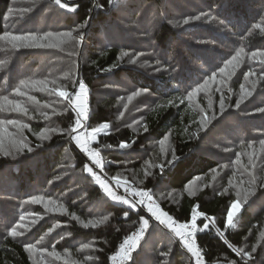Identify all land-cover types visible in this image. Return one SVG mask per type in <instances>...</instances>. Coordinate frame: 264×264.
Returning a JSON list of instances; mask_svg holds the SVG:
<instances>
[{"label": "rangeland", "instance_id": "1", "mask_svg": "<svg viewBox=\"0 0 264 264\" xmlns=\"http://www.w3.org/2000/svg\"><path fill=\"white\" fill-rule=\"evenodd\" d=\"M25 1L34 8L45 2H40L41 0ZM131 3H138L136 9H132ZM111 6L116 8L117 16L109 18L100 26L98 31L94 33V38L100 44L120 45L121 60H128L127 65L136 67L156 78H160L170 70L169 66L164 65L166 60H170V55L159 48L156 39V32L162 22H170L174 28L182 33L190 32L191 29H202L205 23L208 24L209 28L213 22L217 23V19L213 15L214 11H211L212 6H209L207 0H161L160 3L147 0H113ZM55 8H64L67 12L73 13L76 11L77 5H72L65 0L64 2L60 1V5L57 4ZM95 8L96 10L99 9L100 5L97 4ZM52 15L51 9L43 14H31L30 9L21 7L20 12L18 7H15L7 16V23L13 24V28L0 35L2 37L6 32L9 34L7 38L0 39L1 48L23 50L19 61L13 58L0 61V87H2L0 90V166L6 159L21 160L31 157L34 148H45L43 143L46 140H51L52 136L56 134H62L63 139L73 138V141L87 158V164L80 170H84L86 175L101 186L104 196L91 198V193H87L91 187L76 175V173L81 174V171L74 170L73 166L70 165L72 157L68 152L69 148H65L64 152L58 156L54 182L64 178L69 182L70 187H67L63 193H51L53 196L49 195V189L44 191L45 194H40L39 191L33 193L32 196L30 194L19 198L16 201L17 210H15L14 206L8 204L10 198L7 195L8 189L5 185V182L13 179V175H9V171L12 170L10 168L5 170V167H0V169L2 168L0 170V230L2 225L6 223L7 217L12 213L17 215V223L15 226L9 227L6 234L12 233V236L16 238H24L30 235L37 224L48 218L52 227L40 239L26 245L33 264H100L98 262L99 257H101L99 240L76 237L72 233L71 226L77 223L86 229L97 228L109 222L113 213L107 209L106 204L108 202L117 203V200L108 195L104 184L109 189V181L117 183L119 180V186L131 181L138 189L131 183L130 185L135 187L139 193L145 192L142 189H144L146 178L156 176L154 169L158 166L156 164L159 159L157 155L162 157L167 154L169 159L174 156V146L169 137L170 133L161 141L146 138V143L141 146L144 150V157L140 158L134 152L131 160V164L135 163L130 168L133 179H128L126 176L123 178L120 177L119 173L109 172L104 153L95 144L99 142L101 134L112 130L113 124L107 123L109 127L93 138L92 130L100 125L89 127L92 91L82 78L80 83H83L86 88L87 116L86 118L79 117L81 123L79 127L74 126L73 130L79 128L74 133L69 127L64 126L62 116L68 111V107L64 105V101L67 100L60 97L59 92L66 91L69 93L74 88L77 80L79 57L81 56V61L88 58L87 55L82 58L80 47L83 46V43H88L91 32L88 25L84 28L77 25L70 30H65L62 24L52 26L50 23ZM197 17L199 19H196ZM66 32H71L73 37H77V40L63 43L59 47H14L11 41V36L29 34L44 36L46 33ZM80 36L83 37L82 40H79ZM124 37L128 40H122ZM196 38L194 40H197ZM57 42L55 37L39 41V43L47 44ZM241 49L243 51L239 58L232 64H227ZM123 53H127V55H123ZM253 53H257V55L253 56ZM259 53H264V50L249 51L236 44L223 62L204 66L200 70L199 82L187 87L183 96L170 99L172 102L186 100L192 104L199 112V125L197 127L200 128L198 130L203 135V147L209 148L210 151L215 149L228 156L224 163L216 166L215 170L208 174L209 177H205L206 184L204 185L206 188L210 190L211 194L224 193L232 196L234 198L231 203L239 201L241 208L243 205H247L253 212L262 215L264 214V143H262L264 142V111H258V109H264V105H260L264 102V55H259ZM30 55L33 58L38 56V58L25 61ZM36 61H40L39 67L34 65ZM226 64L227 67H225ZM221 68H224V72L220 71ZM103 74L109 76L99 80V86L97 85L95 92L96 104L107 102V100L114 101L115 123L130 126L142 136L149 132L145 122L147 113L154 106L164 102L170 103V101L163 98L161 94L136 85L126 75L115 78L111 77L112 72L106 71ZM79 85L75 93L80 91ZM241 86H243V92ZM109 95H113V97H108ZM242 95L244 99L240 105L248 104L249 106L245 105L242 110L241 119L243 121L241 122L244 124L240 122L239 125L235 117L228 115H231L229 114L231 110H237L233 103L237 105V101L241 99ZM72 98L75 99L74 94ZM221 102H223V110H221ZM17 103L26 111L18 110L15 107ZM1 110H5L7 113L3 116L4 112ZM73 111L77 119L78 110ZM220 117H227L228 119L222 121L224 119L222 118L219 121ZM67 121L70 123L71 119ZM40 125H42V130L38 133L34 127ZM244 125L246 131L241 129ZM74 137H79L85 143L88 151L80 143H77ZM35 141L38 143L35 144ZM130 149L135 150L133 147ZM89 151L98 153V156L103 157L102 166L112 180H106L101 177L100 173L96 172V159L89 154ZM29 161L22 160L21 162ZM162 163H167V159H162ZM17 173L18 169L14 165V175ZM121 173L125 174L126 171ZM97 176L104 184L97 181ZM192 188V193L200 191V187L197 185H193ZM163 189L161 196L163 194L165 196H159L160 201L169 195L171 196L169 199L176 200L175 193L173 189H170V186ZM75 191L79 193L72 203L75 205V210L71 212L67 207V196ZM15 192L16 190L12 188L13 200ZM33 198H39V202H33ZM155 202L158 207L152 208L151 218L156 219V215L161 212V217L165 220V212L161 204L157 200ZM141 207L148 211L149 207L144 204L135 209L130 206L127 208L139 210ZM153 212L156 215H153ZM162 219L160 218V221ZM144 220H147L149 225V220L146 217L142 218V227L138 229L142 232L147 229L143 228ZM262 220L264 221V215ZM163 225L170 230V233L181 239L171 227L164 222ZM185 225L192 227L193 223L190 222ZM262 225L257 235L258 240L250 245L252 250L253 248L256 249L257 243L260 245L264 241V222ZM193 227H197V223ZM13 230L16 234H13ZM250 232L254 236L253 231ZM247 246L249 245L243 246V249L247 250ZM185 247L189 249L188 245ZM120 249L122 248L120 247ZM255 252L252 251L251 253ZM126 253L123 250L122 259L119 261L117 258L118 251L113 258L114 261L116 260V262L113 261V264H122L123 261L130 260V255H125ZM191 253L193 254L192 251Z\"/></svg>", "mask_w": 264, "mask_h": 264}, {"label": "trees", "instance_id": "2", "mask_svg": "<svg viewBox=\"0 0 264 264\" xmlns=\"http://www.w3.org/2000/svg\"><path fill=\"white\" fill-rule=\"evenodd\" d=\"M42 1L45 2L34 8L25 0H0V35L13 28V24L7 23V16L15 7H18L20 12L21 7L30 9L31 14H43L51 9L53 11L51 25L62 24L65 30H70L81 24L88 25L91 32L89 41L83 43L84 47H80L82 58L84 55H87L88 58L81 61V56L79 57L77 71L80 70V78L78 84L82 78L92 91L89 127L103 123L113 124L112 130L101 134L99 142L95 144L104 153L105 160L108 162L107 170L111 173H119L120 177L125 178L126 176L128 179H133L130 168L135 164H131L134 152L138 157H144V150L141 146L146 143V138L161 141L170 133L174 156L168 159L167 154L162 157L157 155L159 158L156 161L158 168L154 169L156 176H148L142 190L145 192L151 190L164 212L173 215L183 223L192 220L194 211L198 213L196 216L197 238L203 248L205 264H264V241L260 245L257 243L255 253H251L253 250L250 248V245L258 240L257 235L263 226L262 217L264 214L253 212L247 205H243L240 212L233 217L232 224H228L227 213L234 203H231L234 197L224 193L211 194L204 185L206 184L205 177H209L208 174L215 170L216 166L224 163L228 156L215 149V151H210L209 148L203 147V135L198 130L200 128L197 127L199 112L192 104L186 100L172 102L170 99L183 96L187 87L199 82L200 70L204 66L223 62L236 44L249 51L264 50V23H262L264 21V0H207L217 19V23L213 22L210 28L205 23L202 29H191L190 32L182 33L170 22H162L156 32V39L159 48L170 55V60H166V62L163 60L164 65L169 66L170 70L160 78L127 65L128 60H121L120 45L100 44L94 38V33L100 26L109 18L117 16V10L111 6L109 0L67 1L72 5H77V9L73 13L67 12L64 8H55L57 6L55 0H41L40 2ZM60 1L64 2L65 0ZM147 1L161 2V0ZM97 4L100 5V8L96 10ZM137 5L138 3L130 4L132 9H136ZM257 24H261V27H255ZM195 38L197 40H194ZM122 40H128V38L124 37ZM22 54L23 50L0 47V61L3 59L7 61L10 58L19 61ZM32 58L33 56L30 55L25 61ZM36 58L38 56L33 60ZM39 63L40 61H36L35 67H39ZM12 69L14 71V68ZM106 71L112 72L111 77L115 78L126 75L136 85L161 94L163 98L170 101V103L164 102L154 106L147 113L145 122L149 132L143 136L130 126L115 123L114 101L107 100V102L96 104V88L97 85L99 86L100 79H106L109 76L103 74ZM108 97H113V95ZM64 105L68 107V111L62 116L64 126L69 127L74 133L75 129L73 130V128L77 120L74 109L68 101H64ZM245 105L249 106L248 104L239 105L237 110L229 111L231 115L228 116L235 117L239 125L243 121L241 112ZM260 105H264V102ZM233 106H236V103H233ZM1 112H4L3 116L7 113L5 110H1ZM222 118L224 117H220L219 121ZM70 119V123H67V120ZM226 119L228 118L225 117L222 121ZM241 123L244 124V122ZM34 128L39 133L42 130V125ZM241 129L246 131L245 125ZM63 137L62 134L52 136L51 140H46L43 143L45 148H34L33 155L29 158L3 160L0 167L12 170L9 171V175H13V179L8 180V184L5 182V185L10 198L8 204L14 206L15 210H17L16 201L19 198L30 194L32 196L33 193L39 191L40 194H45L44 191L49 189V195L53 196L51 193H63L67 187H70L69 182L64 178L54 182L58 156L64 152L65 148H69L68 152L72 157L70 165L74 170H80L87 164V158L73 144L71 137L70 139L68 137L63 139ZM37 143L38 141H35V144ZM122 143H127L128 147L121 148ZM130 147L135 150L132 151ZM162 159H167V163H162ZM22 160L30 161L24 163L21 162ZM14 165L18 169L16 175H14ZM80 171L81 174L76 173V175L91 187L87 191L88 194L91 193V198L104 196L101 186L86 175L84 170ZM122 171H126V173H121ZM128 179L127 181H129ZM129 183L135 186L131 181ZM193 185L199 186L200 191L192 193ZM168 186L173 189L176 200L169 199L171 197L169 195L160 201L159 196H165V194L161 196L163 188ZM12 188L16 190L14 200L12 199ZM78 193L71 192L67 196V207L71 212L75 210V205L72 203L78 197ZM106 207L113 213L109 222L97 228L86 229L77 223L71 226L74 236L99 240L101 257L98 262L100 264H113V258L117 255L121 245H124L133 233L142 227L141 219L144 217L149 220V227L140 239L137 249L129 254L130 260L123 261L122 264H196L195 257L185 247V243L170 233V230L161 222L162 220L149 217L142 209L132 210L115 202H108ZM7 213L9 212L7 211ZM207 216L213 218L215 226L207 219ZM5 222L0 230V264H33L26 245L40 239L52 227L51 222L48 221V218L45 219L42 223L37 224V228L35 227L30 235L24 238H16L12 236V233L6 234L9 227L16 225V214L9 215ZM205 223L208 224L207 229L203 227ZM251 230L254 236L251 235ZM245 245H249L247 250L243 249ZM233 248L243 249L244 252L251 253L252 257L250 259L242 258V254H237L232 250Z\"/></svg>", "mask_w": 264, "mask_h": 264}, {"label": "snow or ice", "instance_id": "3", "mask_svg": "<svg viewBox=\"0 0 264 264\" xmlns=\"http://www.w3.org/2000/svg\"><path fill=\"white\" fill-rule=\"evenodd\" d=\"M55 2H56V4L60 5V0H55ZM109 2L111 3V2H113V0H109ZM64 6H67V5H64ZM196 19H199V17H197ZM185 23H187V21H185ZM262 23H264V21H262ZM84 27H85L84 24H81V25H80V28H84ZM255 27L260 28V27H261V24H257V25H255ZM8 35H9V34L6 32V33L4 34V36L0 37V39H5V38L8 37ZM54 37H55V38L57 39V41H58V42L55 43V44L39 43V41H41V40L51 39V38H54ZM82 39H83V37L80 36V37H79V40H82ZM76 40H77V37H73V35H72L71 32L57 33V34L46 33L44 36H37V35H33V34H29V35H25V36H11V41L13 42V46H14V47H36V48L59 47V46H60L61 44H63V43H67V42H69V41H76ZM242 51H243V49H241V51L238 52V53L236 54V56H233L232 59L229 60V61L227 62V64H232L233 61H236V60L239 58V56H240V54H241ZM123 55H127V53H123ZM255 55H257V53H253V56H255ZM259 55H264V53H259ZM227 64L225 65V67H227ZM220 71H221V72H224V68H221ZM201 87H203V86H201ZM79 89L81 90V83H80V85H79ZM17 91H19V89H17ZM61 92H66V91H60L59 93H61ZM79 92H80V91H79ZM79 92L74 93L75 98H76L77 93H79ZM67 93H68V92H67ZM249 95H250V94H249ZM60 97H63V96L60 95ZM63 98H64V97H63ZM64 99H65V98H64ZM243 99H244V96H243V98H242V96H241V99H240L239 101H237V105H236L237 108L239 107L240 102H241ZM65 100H70V101L72 102V104L74 105V100H75V99H73L70 95H68V98L65 99ZM74 106H75V105H74ZM15 107H16L18 110L26 111V109H22V108H21V106H20L19 103H17ZM221 110H223V102H221ZM258 111H264V109H258ZM77 117H78V118H77V120H78V119H79L78 111H77ZM77 120H76V125H77V127H79L81 122H80V119H79V123H77ZM12 123H15V122H12ZM104 124H107V123H104ZM104 124H101V125H104ZM101 125H100L98 128H100ZM107 125H108V124H107ZM108 127H109V126H108ZM108 127H107V128H108ZM98 128H94V129H98ZM107 128H106V129H107ZM94 129H93V130H94ZM106 129H105V130H106ZM93 130H92V132H93ZM74 131H75V130H74ZM103 131H104V130H103ZM100 132H102V131H100ZM100 132H98V133H100ZM98 133H97V134H98ZM97 134H96V135H97ZM96 135H95V136H96ZM77 138L81 141V139H80L79 137H74V139H76V141H77ZM93 138H95V137H93ZM81 142H82V141H81ZM77 143H78V142H77ZM262 143H264V142H262ZM122 144L127 145V143H122ZM120 147H121V146H120ZM126 147H128V145H127ZM126 147H121V148H126ZM118 181H119V180H117V184H119ZM107 192H108V191H107ZM110 192H111V191H110ZM108 195H109V196H112V198H113L114 200L119 199V198L116 197L112 192H111V194L108 192ZM139 196L141 197V200H140V203H141V204L146 203V201H145V199H144L145 197H148V200L151 199V197L148 196V193H147V192H140V193H139ZM33 202H39V198H33ZM124 203H130V202H129L128 200H124ZM232 205H233V204H232ZM232 205H231V208H232ZM130 206H131L132 208H135V207H136V203L131 202ZM57 210H59V209H57ZM148 211H149V212H152V207H151V206H149ZM153 215H156V214L153 212ZM197 215H198V213H196V212L194 211V212H193V216H192L193 226H195V221H196V216H197ZM228 217H229V212L227 213V222H228ZM156 219H157V220H160V216H159V215H156ZM161 222L163 223V221H161ZM228 224H229V223H228ZM205 225H207V227H205ZM229 225H230V224H229ZM147 226H148V221H147V220H144V221H143V228H147ZM185 227H186V225H181V226H180V229H183V228H185ZM203 227H204V229H207V228H208V224L205 223ZM180 229H175L174 231L176 232V234H177L178 236H180L181 239H184V238H185V233L182 232ZM13 234H16V233H15V230H13ZM129 239H131V238H129ZM136 239H139V236H136ZM185 242H187V241H185ZM133 243H135V241H133ZM123 247H124V245H121V248H123ZM131 247H132V245H129V249H131ZM189 250L192 251L194 255H196L197 257H199V253L196 252L195 249L191 248V246H189ZM232 250H233L234 252H236L237 254H242V258L250 259V258L252 257L251 253L244 252L243 249H236V248H233ZM253 252H255V248H253ZM125 255H127V253H126Z\"/></svg>", "mask_w": 264, "mask_h": 264}, {"label": "built area", "instance_id": "4", "mask_svg": "<svg viewBox=\"0 0 264 264\" xmlns=\"http://www.w3.org/2000/svg\"><path fill=\"white\" fill-rule=\"evenodd\" d=\"M100 160V163L97 164L95 166L96 168V172L101 174V177H103L106 180H112L104 171V168L102 166L103 164V157L101 155H99L97 157ZM109 189L110 191L119 199L117 200L118 204H121L123 206H127L129 207L131 202L136 203V207H139L140 205H142L140 203L141 197L139 196V192L138 190L133 187L132 185H130V183H123V185H118L117 183H114L112 181H109ZM148 196L151 197L150 200H148V197H145V201L146 203H144V205L146 206H151L152 208L156 209L158 207L157 203L155 202L156 199L154 198L151 190L147 191ZM124 200H128L130 203H124ZM131 207V206H130ZM134 208V209H135ZM157 215L161 217V212L158 213ZM165 220L162 219V221L168 225L169 227H171V229L174 231L175 229H180L181 225H185L188 223H183L181 221H179L178 219H176L173 215L165 213ZM207 219L214 225V220L212 217L207 216ZM215 226V225H214ZM182 232L185 233V238L184 239H180L182 242L186 243V245L191 246V248L195 249L196 252L199 253V257H197L196 255H194L195 257V263L196 264H205V257H204V252H203V248L201 247V245L199 244L198 238H197V227H185L183 229H180ZM175 232V231H174ZM145 232L142 231H137L135 234H133V236L131 237V239L126 242V244H124V247L122 249L119 250V255L117 256L118 260L120 261V259H122V252L123 250H125L127 252V254L132 253L134 250L137 249L138 244L140 239L142 238L143 234ZM187 235V236H186ZM136 236H139V239H136ZM133 241H135V243H133ZM187 241V242H185ZM129 245H132L131 249H129ZM116 262V260L114 261Z\"/></svg>", "mask_w": 264, "mask_h": 264}, {"label": "clouds", "instance_id": "5", "mask_svg": "<svg viewBox=\"0 0 264 264\" xmlns=\"http://www.w3.org/2000/svg\"><path fill=\"white\" fill-rule=\"evenodd\" d=\"M241 89H242V92H243V86H241ZM59 95L63 96L65 99H67L69 93H67V92H61V93H59ZM85 96H86V88H85V85L83 83H81V90L76 95V98L74 100V105H75L76 109L78 110L79 117H85L86 118V116H87V106H86ZM242 98H243V95H242ZM77 123H79V119L77 120ZM107 127H108V125L107 124H104V125H101L100 128L94 129L93 132H92V136L95 137V135L98 132L105 130ZM77 142L80 143L82 147H85V150L86 151H88V149H87V147H86V145H85L84 142H81L78 138H77ZM120 146L121 147H126L127 145L121 144ZM89 154L92 155L93 158L96 159V163L97 164L100 163V160L97 158L98 157V153L89 151ZM88 171H91V169H88ZM96 179L101 184H104V182L102 180H100V177L99 176H97ZM104 187H105V191H108L111 194V192L107 188V185L106 184H104ZM240 210H241V204H240V202L239 201L234 202L233 205H232V208L229 210V217H228V223L229 224H232L233 217L237 213H239ZM205 227H207V225H205Z\"/></svg>", "mask_w": 264, "mask_h": 264}, {"label": "water", "instance_id": "6", "mask_svg": "<svg viewBox=\"0 0 264 264\" xmlns=\"http://www.w3.org/2000/svg\"><path fill=\"white\" fill-rule=\"evenodd\" d=\"M66 1H68V2H76L77 0H66ZM79 78H80V70H78L77 80H76V82H75V86H74L73 90H72L71 92H69V95H70L71 97L73 96V94L75 93V91H76V89H77ZM67 101H68V103L70 104V106H71L74 110H76L75 107H74V105L72 104V102H71L70 100H67ZM78 129H79V128H76V129H75V132H76ZM71 140H72L73 144H74L78 149H80V148L77 146V144L73 141V138H71ZM139 207H140V206H139ZM141 209H142V210H143L148 216L152 217V214H151L150 212H148L147 210H145V208L141 207Z\"/></svg>", "mask_w": 264, "mask_h": 264}, {"label": "crops", "instance_id": "7", "mask_svg": "<svg viewBox=\"0 0 264 264\" xmlns=\"http://www.w3.org/2000/svg\"><path fill=\"white\" fill-rule=\"evenodd\" d=\"M196 219H197V218H196ZM196 221H197V220H196ZM196 221H195V223H196ZM190 222H191V223H193V221H192V220H191ZM190 222H188V223H190ZM176 237H177V236H176Z\"/></svg>", "mask_w": 264, "mask_h": 264}]
</instances>
